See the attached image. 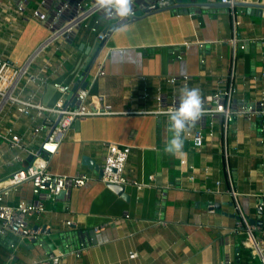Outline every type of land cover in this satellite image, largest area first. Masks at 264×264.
Listing matches in <instances>:
<instances>
[{
    "label": "crops",
    "instance_id": "crops-1",
    "mask_svg": "<svg viewBox=\"0 0 264 264\" xmlns=\"http://www.w3.org/2000/svg\"><path fill=\"white\" fill-rule=\"evenodd\" d=\"M37 6L38 0H30L24 15L10 10L3 13L12 16L0 27L2 59L23 63L48 35L43 23L31 17ZM229 11L206 5L165 10L109 27L99 48L94 33L78 29L71 38L57 39L40 51L31 70L47 60L51 65L48 80L43 85L28 84L23 97L33 90L36 100L52 106L62 96L53 80L72 88L85 77L90 93L120 112L74 122L50 157L49 169L66 175L83 171L92 179L69 189L62 199H45L44 212L27 220L29 227L40 232L36 239L12 234L0 237V264H45L48 252L64 250L66 242L73 248L81 242L86 245L79 257L67 253L66 264H260L259 256L244 244L243 234L236 229L237 215L227 192L218 133L200 150L182 135V151L168 155L163 151L171 138L167 116L140 111L155 107L152 97L140 98L143 87L152 93L162 85L168 91L163 80L169 76L187 75L188 87L198 88L202 98L218 86L231 59ZM235 11L240 23L233 98L236 103L254 102L264 92V9L261 15L246 13L243 7ZM100 62L105 74L95 77ZM69 92L65 97L73 105L75 95L67 98ZM124 110L133 112H121ZM3 124L11 126L26 145H37L38 138L29 136L30 119L15 117L10 111ZM227 136L241 211L248 220L264 221V114L236 116ZM105 142L130 147L125 175L141 186L125 184L120 194L99 179ZM0 149L6 151L0 158L2 181L14 168L5 159L18 150H6L7 144ZM181 159L185 165L180 164ZM31 198L28 183L10 189L8 195L10 203ZM210 201L218 203V212L207 204ZM252 225L259 227L254 234L262 240L264 251V225ZM61 230H69L71 235L59 244ZM134 251L136 255L131 257Z\"/></svg>",
    "mask_w": 264,
    "mask_h": 264
},
{
    "label": "built area",
    "instance_id": "built-area-1",
    "mask_svg": "<svg viewBox=\"0 0 264 264\" xmlns=\"http://www.w3.org/2000/svg\"><path fill=\"white\" fill-rule=\"evenodd\" d=\"M30 0H10L8 3L0 2V27L9 20L12 14L24 15ZM163 0H134L132 5L134 14L146 6ZM210 2L229 3L250 1L264 3V0H207ZM232 34L228 39L231 47V59L227 75L220 79L218 86L206 97L202 98L204 113L196 124L182 135L192 141L197 150L206 143L212 141L218 133L217 147L222 160L224 178L227 182V192L233 197L236 210V229L243 234L244 244L253 249L259 256L260 264H264V251L262 240L255 236L254 230L258 226L250 224L249 220L241 211L237 201V191L234 189L232 172L229 164L228 136L229 124L238 115L251 116L264 114V92L254 102L236 103L234 94L235 86V58L237 52V26L240 21L236 17L235 9H230ZM133 14V15H134ZM189 15H192L190 13ZM31 17L39 19L48 31L46 38L40 43L42 48H37L21 64L16 61L2 59L0 57V146L7 144L6 150L13 151L5 162L14 166L13 170L0 181V237L12 234L19 237H28L34 240L40 234L39 230L28 226L27 220L31 216L44 212L45 199L55 197L62 190L78 188L83 186L92 177L86 172L80 171L73 175L54 173L49 169V159L57 151L62 138L68 133L74 122L86 116L113 115L118 114L111 104L105 103L98 95L91 94L87 87L80 88L74 92L75 103L69 104L65 95L71 90L70 85L58 81H52V85L61 93V97L52 106L45 105L34 98V91L28 92L26 97L22 96L28 84L43 85L48 80V69L51 67L45 60L37 66V70H31L36 56L40 51L61 38L69 39L78 30H88L95 34L97 42L107 37L105 29L116 24L123 23L127 18L108 16L95 3V0H38V6L31 11ZM13 18V17H12ZM187 44V41L183 42ZM39 44V45H40ZM202 45L201 42H199ZM38 45V46H39ZM37 46V47H38ZM243 45H240L242 48ZM177 57H181L178 55ZM203 61V60H202ZM104 63H99L94 76L104 75ZM188 76L183 75L166 77L163 83L168 84L169 90L158 85L151 93L147 87H143L141 99L152 97L155 107L143 109L141 112L161 115L170 108L178 107L180 101L179 89L188 87ZM152 94V96H151ZM12 111L15 117H26L33 123L29 131L31 139H37L36 146H28L22 137L16 134L11 126L4 125L6 114ZM123 113L133 112L131 110L121 111ZM216 127L218 131L216 130ZM263 130V126L261 127ZM105 154L100 165L99 179L108 184L120 185L133 184L141 186V183L130 179L125 175V165L130 153V147L114 142H105ZM21 151V152H20ZM5 150L0 149V158L5 156ZM30 160L26 162V158ZM185 165V159L180 160ZM152 178V176H150ZM25 183L30 186L32 198L30 200H19L14 203L8 201L10 189H15ZM261 207H258V213ZM125 216L128 215L125 213ZM70 223V221H67ZM13 247V243L10 244ZM85 243L81 242L78 247L73 248L69 243L64 244V250L59 252H48L45 264H66L67 253H73L79 257L85 250ZM136 252H131L134 257Z\"/></svg>",
    "mask_w": 264,
    "mask_h": 264
},
{
    "label": "clouds",
    "instance_id": "clouds-1",
    "mask_svg": "<svg viewBox=\"0 0 264 264\" xmlns=\"http://www.w3.org/2000/svg\"><path fill=\"white\" fill-rule=\"evenodd\" d=\"M95 3L108 16L128 18L134 14L132 7L134 0H95ZM179 95V106L164 113L169 121L171 138L165 143L163 151L173 156L183 149L182 134L192 128L204 113L198 88L182 87L179 89Z\"/></svg>",
    "mask_w": 264,
    "mask_h": 264
},
{
    "label": "water",
    "instance_id": "water-1",
    "mask_svg": "<svg viewBox=\"0 0 264 264\" xmlns=\"http://www.w3.org/2000/svg\"><path fill=\"white\" fill-rule=\"evenodd\" d=\"M202 1H205V2L201 3V2H199V0H163L160 2H156V3H153V4L146 6L145 8H142V9L136 11V13L134 15L128 17L123 23L116 24V25H114V27H118L120 25H123L125 23H129V22L134 21V20H138L140 18H143V17L148 16V15L153 14V13H157V12H161V11H165V10H172V9L174 10V9H178V8H182V7H188V6L205 7V5H206L207 7L227 8V9H231V8L235 9L236 7H243L246 9V13L250 12L252 15L254 13L261 15L262 10L264 9V3H259V2L254 3V2H250V1H239V2L233 3L231 6L229 3H222V2H217V1L210 2L207 0H202ZM105 30L108 34L110 29L108 28ZM101 44H102V41H100L98 43L97 48H99ZM41 48H42V44H40L37 47V50L39 51ZM84 87H86L85 77H83L82 81H81V79H79L74 83L70 92L67 95V98H69L72 94H74V92L77 91L78 89L84 88ZM28 159H30V157ZM107 185L109 187H111L114 191H116L120 194L124 190L123 185H120V184L108 183ZM68 193H69V190H62L55 197L62 199L63 196L67 195ZM207 204L210 206L211 209L218 212V210H219L218 209L219 208L218 203L210 201ZM223 214H225V212H223ZM249 222H250V224L257 223L259 226L264 225L263 220L255 221L253 219H249ZM57 234L56 235L58 237L57 239H58L59 244H62L63 242L67 241V239H69L70 235H71L69 230H61V231H58Z\"/></svg>",
    "mask_w": 264,
    "mask_h": 264
}]
</instances>
